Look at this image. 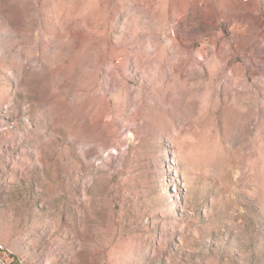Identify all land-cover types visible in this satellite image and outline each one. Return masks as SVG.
<instances>
[{
    "label": "rangeland",
    "instance_id": "1",
    "mask_svg": "<svg viewBox=\"0 0 264 264\" xmlns=\"http://www.w3.org/2000/svg\"><path fill=\"white\" fill-rule=\"evenodd\" d=\"M0 264H264V0H0Z\"/></svg>",
    "mask_w": 264,
    "mask_h": 264
},
{
    "label": "built area",
    "instance_id": "2",
    "mask_svg": "<svg viewBox=\"0 0 264 264\" xmlns=\"http://www.w3.org/2000/svg\"><path fill=\"white\" fill-rule=\"evenodd\" d=\"M2 251H5V253L9 252V250L5 247V245L3 243H0V252ZM18 264H25V263L22 260H19Z\"/></svg>",
    "mask_w": 264,
    "mask_h": 264
}]
</instances>
